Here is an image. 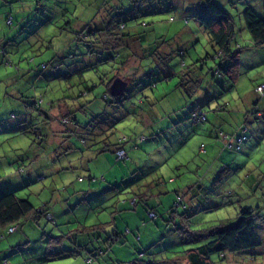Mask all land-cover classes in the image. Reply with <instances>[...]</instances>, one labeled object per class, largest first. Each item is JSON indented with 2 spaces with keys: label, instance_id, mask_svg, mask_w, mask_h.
<instances>
[{
  "label": "rangeland",
  "instance_id": "1",
  "mask_svg": "<svg viewBox=\"0 0 264 264\" xmlns=\"http://www.w3.org/2000/svg\"><path fill=\"white\" fill-rule=\"evenodd\" d=\"M46 1L42 4L46 7V16L38 13L30 21L31 18H25L30 7L27 3L23 4L22 0H0V13H12L8 19L0 14V42L5 37L8 41H15L18 44L15 51H11L10 45L7 46L10 49L11 54L8 55L12 58L10 61L13 65L0 63V133L4 131L0 134V190L9 183V180L12 189L22 188L19 184L16 187V181H19L21 177L18 168L22 166L23 170L20 172L25 188H29L18 190V195L28 196L37 207L42 205L40 202H48L53 214L51 223H48L45 218H42L39 224L28 220L18 231L17 238L20 242L23 238L30 239L28 244L20 246L22 248L26 246L23 248L25 252L22 253L25 257L38 256L42 246L45 247L44 238L53 236L59 237L53 239L56 245H62L64 239L67 240L63 248L72 244L70 249L73 247L75 250L74 243L78 242V245L82 247L85 245L94 254L103 251V254L95 258L92 264L129 262L138 257L139 251L148 254L145 260L151 257L159 260L168 252H170L169 258H176L177 252L183 246L167 248V245L176 243V233L168 232L165 226L161 229L154 228L151 222L143 225L145 203L139 202L135 212L128 209L124 211L123 205L118 209L114 206V198H108L111 193H105V188L114 181H120L126 171L137 168L142 170L153 166L157 168L155 177L160 176L165 181L161 189L169 193L153 198L150 200V205L148 204L150 207L158 204V209L163 213L173 205L177 189L192 185L199 179L204 181L203 185L208 186L212 176L218 174L221 167L228 166L229 171L223 177V183L219 186L218 192L225 193L231 188H236L240 197L227 198L232 202L231 204L214 212H205L206 214L201 215L202 218L207 221L215 220L214 224L231 223V219L235 218H232V215L236 216L237 212L250 207H262L261 211L264 214V121L257 120L252 114L258 104L260 109H264V91L259 90V86L264 83V48L253 47V41L241 17H236L235 41L239 47L243 48L242 76L235 88L226 81H220L225 84L223 92L218 85L213 84L208 88V85H211L217 61L213 57L210 36L204 29L198 27L197 21L190 13L188 15L181 13L178 0H173L178 6L175 10L171 9L168 12L147 17L144 19V24L139 26L150 41L156 37H164V40L179 43L189 52L184 59L176 57L173 60L177 63L174 73H185L192 69L191 60L210 56L204 66L198 65V67L202 66L201 73H203L204 86L207 87L206 92L215 91L213 95L215 100L211 104L212 111L207 110L208 121L205 125H193L188 119L190 104L180 91L174 89L178 79L159 82L157 79L163 75L157 72L158 76L144 80L143 85L139 86L141 95L137 96L133 102L128 101L115 110L118 114L115 118L113 130L115 135L112 140L141 134L148 137V141L138 144V148L129 147V150L127 148L130 158L128 161L118 163L111 152L98 154V147L85 151L88 146H95L88 141V137H85L83 143L81 142L83 145L79 140L71 139L58 150L61 155L56 158V149L63 145L67 135L58 122L53 121L55 117L59 118V111L51 110L52 121L55 124L45 125L42 129L37 121V114L34 113L33 119L25 118V111L21 104L18 105L8 94H14L16 88L23 86L30 90L28 95L31 97L37 95L42 97L45 102L41 106L46 107L48 101L55 95L68 93L65 81L54 78L51 70L44 72V78L36 81L37 93H35V89L31 86L35 82L34 72L38 71L37 69L44 61L49 62L53 55L65 49L66 39L72 37L75 27L77 29L83 28V25L85 27L93 19L103 0H59L60 4L57 7L53 4L54 0ZM234 2L237 4L236 9L232 8L227 1L224 4L225 8L233 14L237 15L239 11L251 5L260 16L264 17V0H234ZM111 3L119 7L120 4H126V0H112ZM64 12H70L71 19L75 18L79 22L75 24V27H71L72 30L69 33L61 29L64 20L59 17ZM104 18H109L107 10L102 11L95 24H102ZM45 20L48 24L42 25L45 24ZM123 52L128 54L126 50ZM30 57H35L34 62H30ZM137 59L135 57L129 61V66L121 72L137 67ZM2 60L0 57V62ZM89 62L90 59L86 58L85 64ZM105 67L94 66V69L89 72L96 74V72L104 71ZM23 69L31 71L27 72ZM151 82L156 83V87H149ZM144 85L147 86L144 87ZM128 89L130 91L132 88ZM100 91L99 88L96 95ZM219 104L225 105L223 111L214 113ZM132 105L135 110L132 109ZM94 107L96 106L89 107V113L94 111ZM147 110L154 115L152 117L143 115L145 118L143 119L142 112ZM135 111L136 114L133 115ZM12 113L17 116L16 122L10 120ZM262 115L259 118L264 117ZM78 119L80 122L85 121L82 114H78ZM22 122L23 129L31 130L34 126L35 129H40V133L45 131L44 136L47 138L44 144L46 142L48 144L39 149L37 141L36 144L32 143L34 135L32 139L26 138L23 134L15 136L12 129ZM242 129L247 130V140L239 151L226 149L223 139L217 137L222 131L231 139H237ZM236 143L237 141L234 140L235 145ZM69 148L70 150L67 151ZM34 168H39L45 174V179L41 182H34L35 177L31 174L24 176L32 173ZM29 179L34 183L29 184ZM243 181L246 185L242 191L238 185ZM62 182L63 186H61ZM69 196H71L70 204L73 207L68 205L65 207L67 204L65 200ZM126 197L127 195H123L120 199ZM214 198L216 199V192ZM96 224L100 225V228L96 227L98 226ZM92 225L95 227H91ZM116 229L119 232L127 229L135 232L138 230L141 240L138 242L133 234H129L126 242L120 241L114 245L107 243L105 240L109 236L112 237ZM257 231L261 240L260 247L243 251L235 256L231 255L217 264H264V228H259ZM45 232L48 233L47 236L44 235ZM22 234L26 237L21 236ZM86 252L82 250L78 255L44 264H87L89 254ZM21 261H23L22 256L13 257L10 260L11 264H18ZM172 264L181 263L172 261Z\"/></svg>",
  "mask_w": 264,
  "mask_h": 264
},
{
  "label": "trees",
  "instance_id": "2",
  "mask_svg": "<svg viewBox=\"0 0 264 264\" xmlns=\"http://www.w3.org/2000/svg\"><path fill=\"white\" fill-rule=\"evenodd\" d=\"M44 1L46 0H22L23 4L27 3V6H30L25 18L29 17L31 18L30 21H32V18L38 13L46 16V7L42 5ZM55 1L53 4L57 7L60 4L59 0ZM111 1L103 0L93 19L85 27L83 25L81 29L75 27V24L79 22L75 18L76 21L71 19L72 14L70 12H64L59 17L64 20L61 29H65L69 33L72 30L71 27H75V30H73L74 34H72L71 38L66 39L67 46L64 50L53 55L49 62L44 61L40 68L37 69L38 71L34 72L36 74L34 75L35 82L31 86L35 89L36 81L44 78V72L51 70L54 78L65 81L66 89L69 90L68 93H63L59 96L55 95L54 98L48 101L46 107L41 106L45 102L42 97L38 95L31 97L28 95L30 90L28 91L23 86L16 88L14 94H8L18 105L21 104L22 109L25 111V118L33 119L34 113L37 114V121H39L42 129H44L43 126H50L55 124L54 122L56 121L64 129V133L67 134L65 136L66 140L62 146L56 149V158L61 155L58 150L64 147L71 139H77L81 143L85 140V137H88V141H91L95 146H88L85 151L86 149L98 147V154L111 152L115 155L118 163L128 161L130 158L127 148L128 150L129 147L138 148V144L147 142L148 137L141 134L120 140L117 138L116 141L112 140L115 135L113 132L116 122L115 118L118 114L115 110L121 108L128 101L133 102L137 96L141 95L139 86L143 85L144 80L158 76L159 73L157 72H161L160 74L163 75L157 79L159 82H168L173 78L178 79L174 89L180 91L184 98L188 100L190 104L188 119L193 125H205L208 121L207 110L209 112L212 111L211 104L215 100L213 96L215 91L206 92L207 87L204 86L203 73H201L202 66L198 67L199 64L204 66L210 56L207 55L204 58L199 57L197 60H191L192 69L185 71V73H174V67L177 66V63H174L173 60L176 57L184 59L189 52L180 46L179 43H170L164 40V37H156L150 41L139 28V26L141 27L144 24L145 18L168 12L171 9L175 10V7L178 6L174 4L173 0H126V4H120L121 6L119 7L112 4ZM226 1L232 8L236 9L237 4L234 0H178L182 10L181 13L184 15L190 13L197 21L198 27L204 29L210 36L213 57L217 61L215 72L211 79L212 82L211 85H208V88L213 84L218 85L222 92L224 91L223 85H225L223 82L226 81L235 88L242 76L243 48L239 47L235 41L237 36L236 17L243 19L253 41V47L255 49L264 48V17L260 16L251 5L235 15L225 8L226 5L224 4H226ZM105 10L108 11L109 18H104L100 25L95 24L102 11ZM0 14L8 19L12 13ZM68 19L71 20L67 21ZM47 24L48 21L45 20V24L42 25ZM9 45L12 47L11 51H15L16 46H18L17 42L8 41V38L3 37L0 42V57L3 60L0 63L13 65L10 61L12 58L8 55L11 54L10 49L7 48ZM123 50L128 51V54L124 53ZM135 57L138 58V66L122 73L121 70L129 66V61ZM30 58V62H34L35 57ZM86 58L90 59L88 64H85ZM182 61L184 65V60ZM94 66L106 67L104 71L93 74L94 72L90 73L89 70H93ZM23 71L29 72L31 70L23 69ZM138 72L140 73L138 74ZM117 78L125 81L127 88L123 94L113 96L110 89ZM222 80L223 82L221 83L220 81ZM129 87L132 88L130 91ZM149 87H156V83H149ZM99 88L101 91L96 95V91ZM259 90L264 91V83L259 86ZM35 93H37V89H35ZM90 106H96L94 111H92L93 113H89ZM224 106L219 104L215 108L214 113L222 112ZM132 109L135 110L134 106ZM51 110L59 111L60 116L59 118L55 117L54 122L52 121ZM136 111L133 115L136 114ZM149 112V110L142 112V118L143 115L148 117L154 115L153 112ZM263 113L264 109H260L259 104L256 105L255 110L252 112L259 121H264V117L259 118ZM78 114H82L85 118V121H81L83 124L78 119ZM10 120L16 122L17 116L12 113ZM23 124L22 122L15 126L12 129L13 134L15 136L23 134L26 138L31 139L32 135H34L36 138L32 139V143L36 144L37 141L39 149L43 146L45 147L47 143L44 144L47 138V136H44L45 131L40 133V129H35L34 126H32L31 130H28V128L23 129V127L21 128ZM22 131L24 132L22 133ZM246 132V129H242L239 138L231 139L227 133L220 131L217 137L223 139L226 149L239 151L247 140ZM234 140L237 141L236 145ZM118 152H124L125 156L119 157ZM149 167L142 170L137 168L132 171H126L120 181H114L113 184L105 188V193H111L108 198H114V206H117L118 209L123 205L124 211L128 209V211L135 212L139 202L145 203L143 225H148L151 222L153 227L157 229L165 226L168 232L176 233V243L167 245V248L179 247V245L183 246V248L177 252L174 259L168 257V254H170L168 252L165 257L162 256L159 260L152 257L145 260L148 254L144 251H139L137 258L129 262H119L118 264H172V261H179L181 264L183 262L188 264H217V262H221L231 255L235 256L243 251L260 247L261 240L257 230L264 228L262 207H250L237 212L236 216L232 215V218H235L231 219V223L220 222L219 224H214L215 220L207 221L201 216L231 204L232 202L227 200L231 196L240 197L236 188H231L225 193L218 192L219 186L223 183V177L229 171L228 166L221 167L220 172L216 174L217 176H212L208 186L203 185L204 181L199 179L192 185L177 189L173 205L165 213L158 209V204L152 207L149 206L150 200L153 198L169 193L161 189L164 187L165 181L160 176L155 177L157 168ZM21 170H23L22 166H19L18 173H20L21 177L17 183L22 186L21 189H28L29 187L25 188L26 185L24 184ZM30 174L35 177L34 182H41L42 179H45V174L39 168H34L32 173L24 176H29ZM170 181H173V179H170ZM28 182L29 184L34 183L30 179ZM245 185L243 181L238 185V188L243 191ZM5 186L0 190V264H11L10 260L17 256H22L23 258L22 263L19 262L20 264H44L78 255L82 250L85 252L88 250L86 253L89 255L86 262L87 264H92L95 258L103 254V251L95 252L94 254L85 245L83 247L78 245V242L74 243L75 250H73V247L70 249L72 245L70 243L69 247L63 248L64 243L67 241L66 239H64L62 245H56L53 239L59 237L49 236L44 238L43 245L45 247L42 246L38 256L35 258L25 257L22 253L25 252L23 248L26 246L23 248L20 246L28 244L30 239L23 238L21 243L14 244L12 238L18 239V231L26 221L32 220L39 224L41 219L45 218L48 223H51L53 214L50 211L48 202H40L42 205L37 207L28 196L20 197L18 195L17 191L21 189L14 190L7 187V185ZM61 186H63V182ZM63 190L66 192L64 188ZM215 192L216 199L214 198ZM123 195H127V197L120 199ZM70 200L71 196L65 200L67 203L65 207H67L66 205L73 207L70 204ZM99 226L96 227L100 228ZM91 227L94 228L95 226L92 225ZM84 228L87 227L84 226ZM47 234L46 232L44 233L45 236ZM129 234H133L138 242L141 240L138 230L135 232L127 229L124 232H119L116 229L112 237L109 236L105 241L113 245L118 244L120 241L126 242ZM21 236L26 237L25 234Z\"/></svg>",
  "mask_w": 264,
  "mask_h": 264
},
{
  "label": "water",
  "instance_id": "3",
  "mask_svg": "<svg viewBox=\"0 0 264 264\" xmlns=\"http://www.w3.org/2000/svg\"><path fill=\"white\" fill-rule=\"evenodd\" d=\"M126 88H127V83L122 79L117 78L116 80H114L110 90L113 96H119L123 94Z\"/></svg>",
  "mask_w": 264,
  "mask_h": 264
},
{
  "label": "crops",
  "instance_id": "4",
  "mask_svg": "<svg viewBox=\"0 0 264 264\" xmlns=\"http://www.w3.org/2000/svg\"><path fill=\"white\" fill-rule=\"evenodd\" d=\"M4 132V131H3ZM3 132H1L0 134H2ZM18 181H16V186L18 185V183H17ZM6 187V186H5ZM7 187H10V188H12V185H11V183H10V181H9V183L7 184ZM14 188V187H13ZM14 236V235H13ZM12 242L14 243V244H19V242H20V240L19 239H15V238H12ZM21 243V242H20ZM18 264H20V263H18Z\"/></svg>",
  "mask_w": 264,
  "mask_h": 264
},
{
  "label": "bare ground",
  "instance_id": "5",
  "mask_svg": "<svg viewBox=\"0 0 264 264\" xmlns=\"http://www.w3.org/2000/svg\"><path fill=\"white\" fill-rule=\"evenodd\" d=\"M119 154H121V155H124V156H125L124 152H118V155H119Z\"/></svg>",
  "mask_w": 264,
  "mask_h": 264
},
{
  "label": "built area",
  "instance_id": "6",
  "mask_svg": "<svg viewBox=\"0 0 264 264\" xmlns=\"http://www.w3.org/2000/svg\"><path fill=\"white\" fill-rule=\"evenodd\" d=\"M262 89H263V88H262ZM118 156H119V157H123L124 155L119 154Z\"/></svg>",
  "mask_w": 264,
  "mask_h": 264
}]
</instances>
